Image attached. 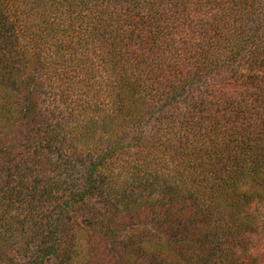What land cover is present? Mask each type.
<instances>
[{"label": "trees", "instance_id": "16d2710c", "mask_svg": "<svg viewBox=\"0 0 264 264\" xmlns=\"http://www.w3.org/2000/svg\"><path fill=\"white\" fill-rule=\"evenodd\" d=\"M0 264H264V0H0Z\"/></svg>", "mask_w": 264, "mask_h": 264}]
</instances>
